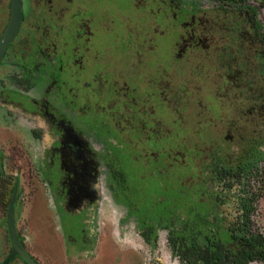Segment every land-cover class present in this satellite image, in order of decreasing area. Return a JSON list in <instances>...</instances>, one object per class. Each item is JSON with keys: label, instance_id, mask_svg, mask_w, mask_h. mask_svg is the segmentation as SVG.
I'll return each mask as SVG.
<instances>
[{"label": "rangeland", "instance_id": "1", "mask_svg": "<svg viewBox=\"0 0 264 264\" xmlns=\"http://www.w3.org/2000/svg\"><path fill=\"white\" fill-rule=\"evenodd\" d=\"M87 11L96 17L33 23L47 31L25 57L48 92L6 89L0 99L37 115L40 97L68 106V118L103 144L116 183L100 177L81 233L55 211L27 141L5 139L11 130L0 125L2 172L18 179L13 217L24 251L36 264H189L223 229L264 236V0H97ZM184 24L197 25V46L184 45ZM44 173L57 177L55 168ZM13 183L0 177V263L10 249Z\"/></svg>", "mask_w": 264, "mask_h": 264}, {"label": "flooded vegetation", "instance_id": "2", "mask_svg": "<svg viewBox=\"0 0 264 264\" xmlns=\"http://www.w3.org/2000/svg\"><path fill=\"white\" fill-rule=\"evenodd\" d=\"M79 1L80 4L77 5V0H20V24H18L14 36L0 59L1 64L7 56L10 58V62L0 66V93L6 89L25 95L39 89L43 93L48 92V89H43L40 85L41 82H39L44 75H39L37 65H31L25 57L29 51L30 44L35 40L37 42L41 37L38 36V33L47 31L43 24L41 29H39L40 27L37 25L34 27L33 23H42V21L45 23L46 21H55L64 17L93 20L96 16L94 13L87 11V7L93 6L97 0ZM0 5L5 6L3 9L5 14L4 24L0 30L1 35L9 18L10 0H0ZM24 6L29 7L30 11H38V13L25 14ZM195 15L194 19L191 20L195 21L199 26L202 15L197 13ZM23 21L30 23L28 29H26L27 33L25 36L20 33V31H24L21 29ZM33 27L35 29H32ZM183 28L187 31L183 41L184 45L190 42L191 45L197 46L201 35L196 37L195 28H188L185 24ZM77 36L81 38L89 36L85 25H80ZM27 38H30V41ZM201 47L202 49H207L206 46ZM49 48L38 49V53L46 57L49 53ZM176 55L178 56V52ZM48 60L50 64H53V60L50 57H48ZM161 97L162 94L159 98ZM40 101L42 106L39 108L40 114L37 115L24 112L19 107H15L0 99V125L5 129H9V131L11 130L6 132L3 137L7 139L13 138V136L15 138L21 136L22 139L27 141L30 150L34 151L32 155L34 167L48 188L55 211L59 215L63 213L71 217L74 222L79 223L82 233L84 224L87 223L82 217L90 215L88 211L90 206L94 205L97 200L98 186L102 184L101 178H108L115 182L117 177H113L108 164L101 158L100 154L102 153L103 144L97 140L87 138L80 130V126L75 124L73 119L68 118L67 115L72 112L68 106L58 105L56 100L47 103L43 97H40ZM45 155L47 158L42 161ZM2 160L3 152L0 151V177L13 179V186L16 184L17 189V177L2 172ZM40 161L43 162L42 165ZM46 168H55L57 177L54 180H47L46 177L48 176H45L47 174L44 173ZM177 180L180 183L181 179ZM12 190L13 187L11 192ZM16 257L23 261L20 256L15 255L5 264L10 263ZM31 259L34 261L32 257ZM4 260L0 264H3ZM23 263L26 264L24 261Z\"/></svg>", "mask_w": 264, "mask_h": 264}, {"label": "trees", "instance_id": "3", "mask_svg": "<svg viewBox=\"0 0 264 264\" xmlns=\"http://www.w3.org/2000/svg\"><path fill=\"white\" fill-rule=\"evenodd\" d=\"M228 1L240 3L245 0ZM261 177L264 187V167ZM223 231L224 237L221 234L217 238L208 237V245L201 248V252L200 249L196 250L201 255L197 253L195 262L189 264H248L251 261L264 260V236H237L227 229Z\"/></svg>", "mask_w": 264, "mask_h": 264}, {"label": "water", "instance_id": "4", "mask_svg": "<svg viewBox=\"0 0 264 264\" xmlns=\"http://www.w3.org/2000/svg\"><path fill=\"white\" fill-rule=\"evenodd\" d=\"M9 8V18L2 34L0 35V59L2 58L8 43L10 42L18 28V24L21 18L20 0H10ZM15 193L16 184H14L13 186V190L11 192L6 208L5 226L10 249L3 264H5L10 258L15 255L20 256L26 264H35L31 257L22 248L14 227L13 204L15 201Z\"/></svg>", "mask_w": 264, "mask_h": 264}]
</instances>
